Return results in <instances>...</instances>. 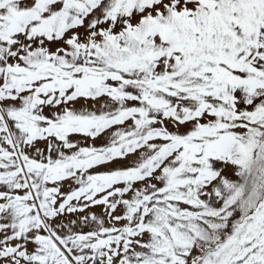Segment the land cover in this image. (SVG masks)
I'll return each instance as SVG.
<instances>
[{"label":"snow or ice","instance_id":"snow-or-ice-1","mask_svg":"<svg viewBox=\"0 0 264 264\" xmlns=\"http://www.w3.org/2000/svg\"><path fill=\"white\" fill-rule=\"evenodd\" d=\"M0 264H264V0H0Z\"/></svg>","mask_w":264,"mask_h":264}]
</instances>
